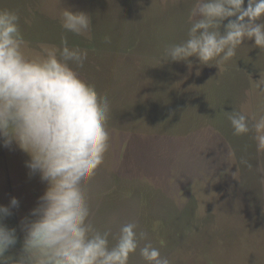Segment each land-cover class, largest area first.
<instances>
[{"label": "rangeland", "instance_id": "374dc122", "mask_svg": "<svg viewBox=\"0 0 264 264\" xmlns=\"http://www.w3.org/2000/svg\"><path fill=\"white\" fill-rule=\"evenodd\" d=\"M194 2L0 0V9L17 12L29 50L64 36L88 51L78 71L111 104L109 149L85 185L99 227L138 221L171 264H264V153L254 132L233 135L227 119L234 109L264 114V50L245 41L219 66L162 60L167 45L186 38ZM64 8L88 13L90 31L66 32ZM29 159L0 139V204L19 200L4 220L17 229L13 256L21 221L47 187ZM129 264L144 261L137 252Z\"/></svg>", "mask_w": 264, "mask_h": 264}, {"label": "clouds", "instance_id": "9594fccd", "mask_svg": "<svg viewBox=\"0 0 264 264\" xmlns=\"http://www.w3.org/2000/svg\"><path fill=\"white\" fill-rule=\"evenodd\" d=\"M60 22L66 32L82 35L92 18L64 8ZM252 40L264 50V0H195L186 38L167 45L162 60L191 64L196 57L202 65L219 66ZM26 45L17 12L0 9V139L4 147L15 142L27 152L30 174L47 184L21 221L22 251L15 256L7 253L18 242L17 229L4 220L19 200L0 204V264H129L137 252L144 264H171L138 221L113 231L115 218L104 227L94 219L85 185L109 149L111 104L78 71L87 49L71 46L64 36L59 46L41 44L32 51ZM227 119L233 135L254 132L256 150L264 153V114L234 109Z\"/></svg>", "mask_w": 264, "mask_h": 264}, {"label": "trees", "instance_id": "16d2710c", "mask_svg": "<svg viewBox=\"0 0 264 264\" xmlns=\"http://www.w3.org/2000/svg\"><path fill=\"white\" fill-rule=\"evenodd\" d=\"M226 64H228V63H226Z\"/></svg>", "mask_w": 264, "mask_h": 264}]
</instances>
